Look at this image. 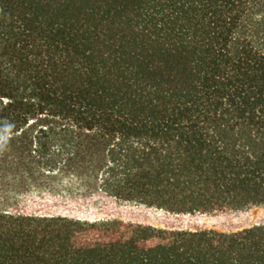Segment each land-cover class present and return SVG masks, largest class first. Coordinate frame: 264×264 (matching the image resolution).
<instances>
[{
	"label": "trees",
	"instance_id": "16d2710c",
	"mask_svg": "<svg viewBox=\"0 0 264 264\" xmlns=\"http://www.w3.org/2000/svg\"><path fill=\"white\" fill-rule=\"evenodd\" d=\"M263 204L264 0H0V264H264Z\"/></svg>",
	"mask_w": 264,
	"mask_h": 264
},
{
	"label": "rangeland",
	"instance_id": "374dc122",
	"mask_svg": "<svg viewBox=\"0 0 264 264\" xmlns=\"http://www.w3.org/2000/svg\"><path fill=\"white\" fill-rule=\"evenodd\" d=\"M235 222L238 225H248L251 223L264 222V204L259 206H253L246 212L239 213ZM208 224L212 222L207 220Z\"/></svg>",
	"mask_w": 264,
	"mask_h": 264
}]
</instances>
